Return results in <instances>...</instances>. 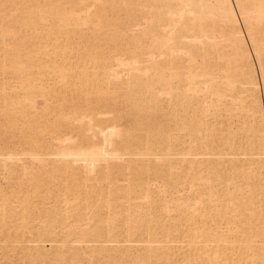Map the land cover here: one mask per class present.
<instances>
[{
	"label": "bare ground",
	"instance_id": "1",
	"mask_svg": "<svg viewBox=\"0 0 264 264\" xmlns=\"http://www.w3.org/2000/svg\"><path fill=\"white\" fill-rule=\"evenodd\" d=\"M260 55L264 0H0V264H264Z\"/></svg>",
	"mask_w": 264,
	"mask_h": 264
},
{
	"label": "rangeland",
	"instance_id": "2",
	"mask_svg": "<svg viewBox=\"0 0 264 264\" xmlns=\"http://www.w3.org/2000/svg\"><path fill=\"white\" fill-rule=\"evenodd\" d=\"M77 95L78 96L75 99L76 104H85V103H87V101H90L89 104L88 103L85 104L84 107H91L93 109L96 107L97 110L105 109V107L102 105L96 106L95 99H97V98L95 95L89 96L87 98V100H86L85 94L83 95L82 93H78ZM92 98H93V100H92ZM110 124H112V120L107 119V120L103 121V123L101 122L99 125H97L95 127L93 125H91V127L87 128V129L85 128V126H78V125L72 124V125H68V126H61L57 129L53 130V132H56L57 137H63L65 139H69V138L72 139L73 138L72 141L69 142V145H71V146L73 145V147H72L73 150H80L82 148V150H84V151H90L92 148H93L92 150H94L95 149L94 147H96V145L98 147L101 137L103 135H106V129L109 128ZM102 131H103V134H102ZM99 137H100V139H99ZM79 139H80V142L81 141L83 142V144L79 143Z\"/></svg>",
	"mask_w": 264,
	"mask_h": 264
},
{
	"label": "snow or ice",
	"instance_id": "3",
	"mask_svg": "<svg viewBox=\"0 0 264 264\" xmlns=\"http://www.w3.org/2000/svg\"><path fill=\"white\" fill-rule=\"evenodd\" d=\"M259 59H260L261 65L264 66V55H260Z\"/></svg>",
	"mask_w": 264,
	"mask_h": 264
}]
</instances>
